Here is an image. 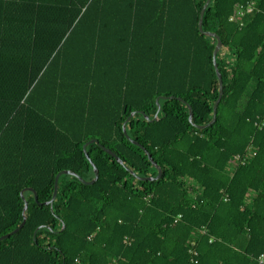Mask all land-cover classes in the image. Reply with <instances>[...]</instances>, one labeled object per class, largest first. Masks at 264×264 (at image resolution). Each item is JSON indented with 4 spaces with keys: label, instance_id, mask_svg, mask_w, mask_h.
Returning <instances> with one entry per match:
<instances>
[{
    "label": "trees",
    "instance_id": "16d2710c",
    "mask_svg": "<svg viewBox=\"0 0 264 264\" xmlns=\"http://www.w3.org/2000/svg\"><path fill=\"white\" fill-rule=\"evenodd\" d=\"M249 1L205 9L224 89L198 128L219 95L206 0H0V237L23 221L21 191L38 195L0 264H259L264 0L240 19ZM134 111L127 135L159 179L136 177L157 170L123 132ZM92 139L123 163L97 143L89 161ZM93 166L47 203L60 171L90 181Z\"/></svg>",
    "mask_w": 264,
    "mask_h": 264
},
{
    "label": "water",
    "instance_id": "95a60500",
    "mask_svg": "<svg viewBox=\"0 0 264 264\" xmlns=\"http://www.w3.org/2000/svg\"><path fill=\"white\" fill-rule=\"evenodd\" d=\"M211 0H206L205 4L203 5L202 9H201V13H200V17H199V23H198V26H199V30L201 31L202 34L204 35H207V36H210V37H214L216 39V45L214 47V50H213V64H214V68H215V71H216V74H217V78H218V82H219V95H217V100L216 102L214 103L213 105V117L212 119L210 120V122H208L207 124L205 125H202V126H198V128H205V127H208L210 126L211 124H213L215 121H216V116H217V108H218V104L221 100V95L223 94V81H222V75H221V72L219 70V67H218V64H217V54L219 52V50L222 48L223 46V43H222V40L221 38L219 37L218 34L214 33V32H211V31H205L203 30V27H202V23H203V16H204V12H205V9L207 8V6L209 5ZM160 98H166L165 96H160V97H157L156 99V102H157V105H158V110H157V113L155 114V117L151 120V121H154V120H158L159 117H158V113L160 111V104H159V99ZM170 98H174V96H170ZM180 100L184 103H186L183 99L180 98ZM186 105L188 106V109H189V121L192 122V119H193V110L191 108V106L186 103ZM136 114V111L132 112L130 117L127 118V120L124 122L123 124V132L124 134L126 135V137L131 140L134 144L140 146L144 151L145 153L148 155V158L149 160L151 161L152 165L156 168L157 170V175L155 177H139V176H136L135 173L133 172L132 169H129V172L131 174H133L134 176L137 177V179L139 180H153V179H159L162 175V168L160 165H158L151 157L150 153L137 141L135 140H132L128 135H127V132H126V123L127 121L133 116ZM146 119H149V117L147 115H145ZM91 143H97L99 144L98 140L96 139H92L90 141H88L87 143L84 144L83 146V149H84V152H85V155L87 157V159L89 161H91L90 159V156L88 155V153L86 152V147L87 145L91 144ZM100 145V144H99ZM100 147L105 150L107 153L113 155L120 163H123L122 160L113 152L111 151L110 149L104 147L103 145H100ZM94 167V178L90 181H86L84 180L82 177H80L79 175H77L76 173L74 172H71L70 170H63V171H60L56 177H55V186H54V193H53V196H52V199L47 202L49 204L52 205V203L54 202L55 198H56V195H57V192H58V179L60 177V175L62 174H72L74 176H76L81 182L85 183V184H93L96 180H98V176H99V172H98V169ZM26 190H29V191H32L33 194H34V198H35V201H38V195H37V192L33 189V188H26L24 190L21 191V196L22 198L24 199V208H23V221L22 223L15 229L13 230L11 233H8V234H5V235H2L0 237V240H3L5 238H8L10 237L12 234L16 233L19 231V229H21L23 227V225L25 224L26 222V219H27V209H28V202L25 200L24 198V192ZM64 228V226H63Z\"/></svg>",
    "mask_w": 264,
    "mask_h": 264
},
{
    "label": "built area",
    "instance_id": "2783aa9c",
    "mask_svg": "<svg viewBox=\"0 0 264 264\" xmlns=\"http://www.w3.org/2000/svg\"><path fill=\"white\" fill-rule=\"evenodd\" d=\"M255 6L256 1L254 0L249 1L246 5H240L237 11V17L242 19L251 15L255 11ZM230 20H233V17H231ZM236 159H240V157L236 156ZM178 217H181V215ZM257 260L259 264H264V251L259 255Z\"/></svg>",
    "mask_w": 264,
    "mask_h": 264
}]
</instances>
